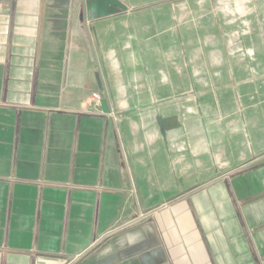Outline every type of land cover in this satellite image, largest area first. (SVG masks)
Here are the masks:
<instances>
[{"label":"crops","instance_id":"crops-1","mask_svg":"<svg viewBox=\"0 0 264 264\" xmlns=\"http://www.w3.org/2000/svg\"><path fill=\"white\" fill-rule=\"evenodd\" d=\"M119 1L0 0V264H264L262 95L183 71L180 8ZM215 91L204 127L181 94Z\"/></svg>","mask_w":264,"mask_h":264},{"label":"rangeland","instance_id":"rangeland-1","mask_svg":"<svg viewBox=\"0 0 264 264\" xmlns=\"http://www.w3.org/2000/svg\"><path fill=\"white\" fill-rule=\"evenodd\" d=\"M151 3L180 8L176 44L165 47L170 55L182 56L183 71L230 70L231 74L245 76L243 96L247 102H255L256 93L264 100V0H151ZM201 79H206V72ZM181 98L200 105L210 102L211 109L198 110L204 127L205 112L213 113L215 124H220L217 114L232 111L238 103L236 93L225 91L183 92ZM113 111V116L118 118L121 112ZM187 117L189 125L191 117Z\"/></svg>","mask_w":264,"mask_h":264},{"label":"water","instance_id":"water-1","mask_svg":"<svg viewBox=\"0 0 264 264\" xmlns=\"http://www.w3.org/2000/svg\"><path fill=\"white\" fill-rule=\"evenodd\" d=\"M110 2V4H112L113 6L117 7L120 10H127V7L124 6V4H122L119 0H108ZM102 110L104 113H109V108L106 105V102L103 100L102 101Z\"/></svg>","mask_w":264,"mask_h":264},{"label":"built area","instance_id":"built-area-1","mask_svg":"<svg viewBox=\"0 0 264 264\" xmlns=\"http://www.w3.org/2000/svg\"><path fill=\"white\" fill-rule=\"evenodd\" d=\"M93 97L96 99H99V97L96 94H94Z\"/></svg>","mask_w":264,"mask_h":264}]
</instances>
